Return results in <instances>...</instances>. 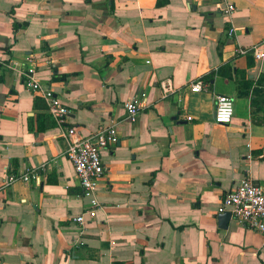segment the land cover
Listing matches in <instances>:
<instances>
[{"label":"crops","instance_id":"1","mask_svg":"<svg viewBox=\"0 0 264 264\" xmlns=\"http://www.w3.org/2000/svg\"><path fill=\"white\" fill-rule=\"evenodd\" d=\"M263 40L264 0H0V264H264V233L218 219L242 177L264 181V57L234 52ZM225 64L229 78L189 90ZM27 68L69 110L65 126ZM216 94L233 99L227 125ZM135 98L146 107L131 122ZM107 125L118 141L100 150V207L80 225L65 127ZM26 169L39 183L3 187Z\"/></svg>","mask_w":264,"mask_h":264},{"label":"built area","instance_id":"2","mask_svg":"<svg viewBox=\"0 0 264 264\" xmlns=\"http://www.w3.org/2000/svg\"><path fill=\"white\" fill-rule=\"evenodd\" d=\"M220 5V4H219ZM222 13L228 18L230 27L227 33L230 37L234 34V27L231 24V15L234 6L224 3L221 7ZM235 55L250 53L256 60L264 57V40L250 47H237ZM25 85L33 92L38 93L44 100L47 112L58 127L65 126L69 110L50 88H43L34 76V69L27 68L23 72ZM209 84L201 78L194 79L189 83L191 92L208 90ZM163 96L172 91L169 81L161 82ZM123 107L129 121L134 122L141 111L146 107L143 98L130 99L124 102ZM233 116V99L227 95H215L214 122L220 125H227ZM64 136L68 144L65 151L67 159L72 163L75 174L79 180L82 190V197L87 203L84 212L73 217V221L83 225L85 215L93 218L100 202L96 196L101 176L104 173V165L101 161L100 150L114 145L118 141V135L113 125H107L87 137H80L75 127H65ZM250 153L247 154V159ZM39 183V176L36 170L26 169L18 174H10L3 184V187L11 185L15 181ZM228 211L231 218L238 224L256 232L264 233V181H254L249 176L241 178L236 188L225 195L218 207V213Z\"/></svg>","mask_w":264,"mask_h":264},{"label":"trees","instance_id":"3","mask_svg":"<svg viewBox=\"0 0 264 264\" xmlns=\"http://www.w3.org/2000/svg\"><path fill=\"white\" fill-rule=\"evenodd\" d=\"M230 67L228 65H223L222 67L218 68L217 71H210L208 74H206L204 76V78H202L205 82H207L208 84L212 82V80L214 79L216 74L222 75V76H226L227 78L230 77ZM228 72V73H227ZM209 84V85H210Z\"/></svg>","mask_w":264,"mask_h":264},{"label":"water","instance_id":"4","mask_svg":"<svg viewBox=\"0 0 264 264\" xmlns=\"http://www.w3.org/2000/svg\"><path fill=\"white\" fill-rule=\"evenodd\" d=\"M218 219H219L220 227H224V228L227 227L231 219L230 212L225 211V212L219 213Z\"/></svg>","mask_w":264,"mask_h":264}]
</instances>
